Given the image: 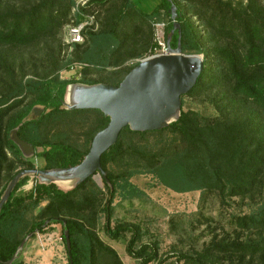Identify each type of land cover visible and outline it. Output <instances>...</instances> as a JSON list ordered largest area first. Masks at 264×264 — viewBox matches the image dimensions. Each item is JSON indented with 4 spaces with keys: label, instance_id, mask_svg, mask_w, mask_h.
<instances>
[{
    "label": "trees",
    "instance_id": "1",
    "mask_svg": "<svg viewBox=\"0 0 264 264\" xmlns=\"http://www.w3.org/2000/svg\"><path fill=\"white\" fill-rule=\"evenodd\" d=\"M173 2L181 34L175 30L171 46L177 47L181 36L183 53L201 55L204 63L196 84L182 96L179 120L162 130L139 132L127 126L121 131L116 144L101 157L105 198L100 197L104 189L94 181L95 175L68 192L55 184L40 183L23 190L29 177L21 179L0 213V264H7L30 232L46 233L54 224L61 225L67 264H124L117 250L100 237L98 213L103 214V229L110 238L120 240L130 232L126 251L137 264H164L172 256L163 257L158 242H144L139 225H112L119 191L137 195L130 180L142 169L176 191L200 190L202 203L215 196L222 202L234 196L257 195L260 199L257 209L230 219L235 227L258 232L256 239L212 243L196 253L179 252L175 264H213L223 252L264 258V0ZM74 4L75 0H0V197L20 170L36 168L33 158L25 157L12 139L14 131L33 144L34 157L45 161L42 169L79 164L90 147L82 151L64 141H48L41 135L42 125L62 114L94 112L97 119L91 144L110 119L98 109L67 110V86L75 82L119 85L140 62L127 66L128 60L143 58L158 48L154 25L165 23L166 42L174 29L168 0H160L148 11L133 0H89L82 10L98 14L99 29L87 30L84 43L75 46L70 60L48 52L40 59L43 71H27L26 63L13 50L37 48L57 38L71 21ZM81 20L77 15L76 22ZM73 61L88 65L81 70L82 77L76 79V73L62 79L59 72ZM107 68H115L116 79L88 77ZM29 74L32 77L26 78ZM208 91L213 93L216 114L205 116L184 108L186 97ZM35 107L43 108L38 117L32 116ZM165 132L172 137L160 138L153 149L132 144L136 136L145 140L150 134ZM123 159L134 160V166L116 171L113 166ZM13 164L23 168L7 174ZM89 183L93 190L79 195ZM31 211L36 213L29 221ZM180 216L171 219L175 228ZM21 255L12 264H26Z\"/></svg>",
    "mask_w": 264,
    "mask_h": 264
},
{
    "label": "rangeland",
    "instance_id": "2",
    "mask_svg": "<svg viewBox=\"0 0 264 264\" xmlns=\"http://www.w3.org/2000/svg\"><path fill=\"white\" fill-rule=\"evenodd\" d=\"M133 1L140 4V8L145 11L150 10L160 2V0ZM95 15L97 20L96 31L100 27L101 18H98L97 13H95ZM164 28V22L154 25L155 41L157 43L158 39L163 37ZM65 40L66 26L59 33L57 38L50 40L44 45L37 48L14 49L13 54L21 56V60L26 63V70L30 73L36 69L43 71L44 67L40 65V59H43L48 52H52L54 56L65 61L72 58L74 49L71 51L65 44ZM155 51H149L143 58L137 57L130 59L126 62V65L130 66L137 61L147 58L153 55ZM76 63L79 62L73 61L70 62L69 65ZM112 69L115 68H107V70L101 74L94 73L88 77L97 80H114L117 77H113L112 72L114 70ZM63 70L59 72L60 77H73L74 72H64ZM28 77H32V74H29L26 78ZM212 94V91H208L195 97H186L184 108L198 111L205 116H213L217 112L215 106L212 104ZM32 116L38 117L34 112ZM96 119L97 114L94 112L62 114L45 122L41 127V135L48 141H64L84 151L91 146L90 136L92 135ZM171 137L172 134L170 132H165L162 135L150 134L145 140L136 136L133 138L132 144L139 148L153 149L160 138L165 139ZM27 158H33L36 168L42 169L45 165V161L41 158L34 157V154ZM134 163L135 161L132 159H123L118 165H114L113 168L120 172L121 169L126 167L132 168ZM22 168L23 165L13 164L11 170L6 173L10 174ZM93 179L104 189L100 197L105 198L106 191L101 174L97 173ZM130 181L137 188L138 194L130 197L127 196L125 192L123 194V191H119L115 199L116 208L112 225H116L119 222L139 225L142 229V240L144 242L156 241L159 243L160 254L163 255V257L172 256L164 264H175L177 261V256L175 255L179 252L196 253L206 249V247L212 243L223 244L236 240L244 242L256 239L258 236V232L242 230L230 223L232 217L249 214L257 209L260 200L257 195L255 197L234 196L227 199L226 202H222L219 197L215 196L210 197L206 202L202 203L200 199V190L176 191L161 184L153 173L144 169L135 173ZM90 190H93V185L91 183L84 187L79 192V195H85ZM99 206L101 208L102 203ZM35 213L36 211L28 213L27 218L29 221L33 219ZM178 214H181V216L178 218L180 220L176 222L177 226L175 228L171 219L172 217L175 219V216ZM204 218H210V220L206 221ZM103 223V214L98 213L97 230L100 237L117 250L124 264H137L126 251V241L130 238V232H127L123 239L115 240L106 234L103 229ZM52 227V229L46 232L50 234L53 233V235L55 234L54 237L56 239L50 246L53 256L51 255L49 258V263L67 264L65 245L61 239V225L54 224ZM44 234L45 233H40L38 231L37 234L32 236L25 244L21 259H28V262H25L26 264L39 263L33 259L36 257V252L38 250H43L41 246V237ZM41 258L42 256L40 259ZM213 264H264V258L259 255L251 257L250 255L241 256V254L223 252L215 258Z\"/></svg>",
    "mask_w": 264,
    "mask_h": 264
},
{
    "label": "water",
    "instance_id": "3",
    "mask_svg": "<svg viewBox=\"0 0 264 264\" xmlns=\"http://www.w3.org/2000/svg\"><path fill=\"white\" fill-rule=\"evenodd\" d=\"M171 2V17L174 29L167 39V52L140 60L120 82L112 85L105 82L94 84L70 83L65 92L64 107L67 110L98 109L110 119L109 124L94 136L88 153L83 160L71 167L49 169H22L7 184L0 197V213L21 179L29 177L21 189L30 190L37 183L55 184L68 192L76 189L88 178L101 174V157L111 146L116 144L121 131L129 126L132 131L162 130L179 120L182 113V96L196 84L204 67L203 57L197 54L183 53L181 36L177 47L171 46L175 30L181 34L177 5ZM43 109L35 107L39 116ZM12 139L19 146L23 155L29 157L35 153L33 144L21 139L14 131ZM65 223V222H64ZM34 235L30 232L20 243L7 264L15 262L25 244ZM66 246L71 251L68 230L65 231Z\"/></svg>",
    "mask_w": 264,
    "mask_h": 264
},
{
    "label": "built area",
    "instance_id": "4",
    "mask_svg": "<svg viewBox=\"0 0 264 264\" xmlns=\"http://www.w3.org/2000/svg\"><path fill=\"white\" fill-rule=\"evenodd\" d=\"M89 0H75V4L72 8V19L66 25V40L65 44L69 47L71 51L75 48L76 45L82 44L85 41V34L87 30H95L97 28V20L95 13H84L83 7L87 6ZM77 15L82 16V20L80 22H76ZM167 52V42L163 37L158 39V48L155 53L151 56L162 55ZM150 57V56H148ZM88 66L86 63H76L70 64L68 68L64 69V72H74L76 74V79H80L82 77L81 70ZM62 79H70L64 78Z\"/></svg>",
    "mask_w": 264,
    "mask_h": 264
},
{
    "label": "crops",
    "instance_id": "5",
    "mask_svg": "<svg viewBox=\"0 0 264 264\" xmlns=\"http://www.w3.org/2000/svg\"><path fill=\"white\" fill-rule=\"evenodd\" d=\"M54 235H53V233L52 234L45 233L44 235H42V237H41L42 245L41 246H42L43 250H38L36 252V257L33 259V260H36L39 262L36 264H50L49 258L51 257V255L53 256V254H52L53 252H52L50 246H51L52 242H54V240H56ZM61 239H62V237H61ZM41 256H42V258L40 259ZM24 261L28 262V259H24Z\"/></svg>",
    "mask_w": 264,
    "mask_h": 264
},
{
    "label": "flooded vegetation",
    "instance_id": "6",
    "mask_svg": "<svg viewBox=\"0 0 264 264\" xmlns=\"http://www.w3.org/2000/svg\"><path fill=\"white\" fill-rule=\"evenodd\" d=\"M39 169V168H38Z\"/></svg>",
    "mask_w": 264,
    "mask_h": 264
}]
</instances>
